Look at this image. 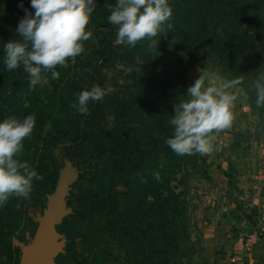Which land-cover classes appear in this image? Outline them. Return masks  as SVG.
I'll use <instances>...</instances> for the list:
<instances>
[{"label":"trees","instance_id":"trees-1","mask_svg":"<svg viewBox=\"0 0 264 264\" xmlns=\"http://www.w3.org/2000/svg\"><path fill=\"white\" fill-rule=\"evenodd\" d=\"M178 1L185 7L184 15L175 12L176 21L170 17L155 37L138 41L131 48L114 43L116 26L107 21V16L109 5H114L115 0H100L91 14L97 58L102 62L116 58L121 65L118 71L124 90L108 95L105 107L112 117L108 133L117 140L111 139L106 160L93 168L99 177L87 193L74 197L70 192L67 198L72 213L57 231L67 235L69 246L56 257V264H179L190 250L189 206L183 192L187 177L183 171L186 173L189 163L202 166L203 160L198 153L178 155L164 144L172 134L168 121L173 105L185 98L187 81L183 74L176 82L163 76L166 66L156 62L150 47L153 39L165 41L188 67L215 71L229 81L239 78L242 82L250 76L254 81L259 72H264V1ZM21 3L32 11L29 0H0V119L35 114L36 123L30 138L24 141L20 159L43 175L36 183V193L44 191L46 198L47 184H55L62 160L69 159L73 164L76 153L84 149L82 144L90 136V123L97 116L100 101L90 102L86 115L70 110L61 118L56 113L59 106L64 109L69 101L61 95L64 87L72 92V87H76L74 60L67 67L57 66V79L45 74L50 91L44 95L45 99L51 98L50 109L37 108L38 100L30 99L32 95L24 103L21 91L27 74L19 68L8 71L2 62L3 44L16 38L15 28L24 15L18 7ZM96 71V65L91 66L85 74L90 87L97 83ZM252 84L243 82L251 104L256 106ZM99 85L102 88L101 82ZM58 98L60 103L55 108ZM137 113L140 117L134 122ZM36 157L40 159L37 164ZM202 174L207 178L205 171ZM74 186L79 189L80 181ZM178 187L182 188L177 190ZM38 202L41 208L45 207ZM26 211L22 197L12 196L0 207V256L19 255V249L12 245V235ZM29 223L33 232L37 226L31 220ZM70 224L78 240L77 248L74 234L68 232ZM92 240L96 251L93 254Z\"/></svg>","mask_w":264,"mask_h":264},{"label":"rangeland","instance_id":"rangeland-1","mask_svg":"<svg viewBox=\"0 0 264 264\" xmlns=\"http://www.w3.org/2000/svg\"><path fill=\"white\" fill-rule=\"evenodd\" d=\"M99 1L96 0V6ZM260 1L263 2L264 0ZM169 4L174 12L171 15L172 20L176 21L177 19L175 12L184 15L182 11L185 7L178 0H169ZM262 10L264 11V6ZM86 30H91L92 35L88 40L83 41L85 51L75 58L73 79L77 83L76 87H72L73 92L68 87H64L61 95L69 101L62 109L59 106L60 98H58L55 107L59 106L56 113H60L61 118L67 116L70 110L74 112L70 105L74 102L77 93L83 89L91 88L87 85L90 80L85 74L87 69L96 65L97 71L94 79L95 82L97 81L96 85L101 82L105 95L103 100L97 104V116L90 123L88 131L90 136L82 144L84 149L76 153L73 159V164L79 172L77 182L80 181L81 185L79 189L77 186L71 188L70 192L74 194V197L78 194L87 193L89 188L94 186L99 177V172L93 168L96 164H101L106 160L107 148L111 139L117 140L111 138L113 135L108 133L112 127V117L108 114L105 106L111 92L118 95V92L124 90L120 82L122 81L121 74L118 71L121 65L116 58L110 57L106 62L97 58L95 28L91 17ZM151 45L150 54L157 60L156 62H161L166 66L161 74L167 79L176 82L180 74H183L187 81V87H189L201 74L200 70L208 72L198 66L188 67L187 64H183L181 62L183 58H179V53L172 50L168 42L153 39ZM138 61H140L139 57ZM175 72L178 73L175 74ZM243 82H253V78L251 76L244 78L238 85L227 89L235 96L231 109L233 116L231 126L215 133L216 138L210 153L203 155L198 153V156L203 160L202 166L194 167L189 163L186 173L183 171V175L187 177V184L183 188V192L189 206L188 231L192 244L187 255L181 259L179 264H264V153H262L264 152V108H257L251 104ZM1 83L6 85L7 82ZM47 84L45 79L34 88H29L28 76L23 79L21 92L24 103L27 104V96L32 95L33 97L30 99L36 98L38 100L36 101L37 108L50 109L51 98L45 99L46 96L44 95V92L50 91ZM139 117L138 113L135 114L134 122ZM248 157L249 160H245ZM39 161L40 159L36 157L35 164ZM42 161H46V155L43 156ZM203 171L206 172L207 178L202 174ZM57 177L58 173L53 186L47 184L49 194L54 190ZM38 181H33L29 199H24V206L27 207V211L19 220V226L12 235V245L19 249V255L13 254L12 258L7 255L0 256V264H18L22 248L33 239L35 230L32 232L29 220L36 227L37 218L41 216L44 209L39 206L38 201L44 205L46 203V198L42 194L44 191L40 194L36 193ZM181 188L178 187L177 190ZM72 208L76 209V205L73 204ZM254 230L261 233L257 243L252 246H245L246 235L251 234ZM68 232L74 234L73 240L77 248L78 240L75 239V230L71 224ZM60 233L65 240L64 253L69 242L67 235L63 232ZM94 244L95 241L92 240L90 243L91 254L96 252L93 247Z\"/></svg>","mask_w":264,"mask_h":264},{"label":"clouds","instance_id":"clouds-1","mask_svg":"<svg viewBox=\"0 0 264 264\" xmlns=\"http://www.w3.org/2000/svg\"><path fill=\"white\" fill-rule=\"evenodd\" d=\"M29 4L32 11L23 3L18 5L24 15L15 28L16 38L3 44L2 62L8 71L22 69L28 76L29 88H34L45 80L46 73L57 79V66L67 67L85 51L83 41L92 35L86 27L96 0H29ZM109 9L107 21L116 26L114 43L130 48L138 41L155 37L172 14L169 0H115ZM200 72L187 87L185 98L173 105L168 121L172 134L164 144L178 155L210 153L215 133L230 127L233 119L235 96L227 89L241 80H225L215 71ZM252 87L256 107L264 108V72L257 74ZM104 95V89L94 84L77 93L70 107L86 115L89 103L102 101ZM35 123L34 113L0 119V207L12 196L29 199L33 181L43 179L28 161L20 159L24 141L30 138ZM155 175L159 179V174Z\"/></svg>","mask_w":264,"mask_h":264},{"label":"water","instance_id":"water-1","mask_svg":"<svg viewBox=\"0 0 264 264\" xmlns=\"http://www.w3.org/2000/svg\"><path fill=\"white\" fill-rule=\"evenodd\" d=\"M78 175L72 162L63 159L54 190L46 196L45 207L37 218L33 239L22 248L18 264H56L55 259L63 253L65 242L57 227L72 213L71 207L67 205V198Z\"/></svg>","mask_w":264,"mask_h":264},{"label":"built area","instance_id":"built-area-1","mask_svg":"<svg viewBox=\"0 0 264 264\" xmlns=\"http://www.w3.org/2000/svg\"><path fill=\"white\" fill-rule=\"evenodd\" d=\"M261 233L258 230H254L251 234L246 235L245 246H252L257 243L259 235Z\"/></svg>","mask_w":264,"mask_h":264},{"label":"crops","instance_id":"crops-1","mask_svg":"<svg viewBox=\"0 0 264 264\" xmlns=\"http://www.w3.org/2000/svg\"><path fill=\"white\" fill-rule=\"evenodd\" d=\"M249 151H250V148H249ZM262 153H264V152H262ZM262 155V154H261ZM245 160H249V157L247 158V159H245ZM250 167H249V165H248V169H249ZM262 169H263V167L261 168V172H262ZM245 171H244V169H243V173H244Z\"/></svg>","mask_w":264,"mask_h":264}]
</instances>
